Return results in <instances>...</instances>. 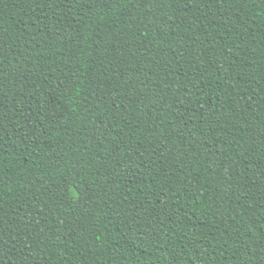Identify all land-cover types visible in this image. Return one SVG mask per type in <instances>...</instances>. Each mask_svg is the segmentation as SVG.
Returning a JSON list of instances; mask_svg holds the SVG:
<instances>
[{"label":"trees","instance_id":"trees-1","mask_svg":"<svg viewBox=\"0 0 264 264\" xmlns=\"http://www.w3.org/2000/svg\"><path fill=\"white\" fill-rule=\"evenodd\" d=\"M0 264H264V0H0Z\"/></svg>","mask_w":264,"mask_h":264}]
</instances>
